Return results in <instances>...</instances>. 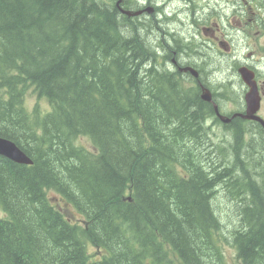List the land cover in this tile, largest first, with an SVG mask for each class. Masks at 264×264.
<instances>
[{"label": "trees", "instance_id": "trees-1", "mask_svg": "<svg viewBox=\"0 0 264 264\" xmlns=\"http://www.w3.org/2000/svg\"><path fill=\"white\" fill-rule=\"evenodd\" d=\"M109 1L0 0V136L33 160L0 155V264H264V131Z\"/></svg>", "mask_w": 264, "mask_h": 264}, {"label": "flooded vegetation", "instance_id": "flooded-vegetation-1", "mask_svg": "<svg viewBox=\"0 0 264 264\" xmlns=\"http://www.w3.org/2000/svg\"><path fill=\"white\" fill-rule=\"evenodd\" d=\"M109 2L123 14H127L126 11L140 12L131 17L138 21V24L144 22L146 27L144 33L150 43V50L156 49L157 52L156 60L159 59L158 62L166 69L180 71L181 74L183 72L193 74L188 68L193 67L197 70L198 76L193 74L199 78L195 85L202 88L210 84L208 87L213 96L211 103L214 109L215 105H218L220 112L229 113L238 109L240 113H247V94L250 86L234 67L235 63H238L239 73L242 67L251 69L255 75L260 98L256 114L264 119V0H110ZM199 12L207 15L199 18ZM184 17L188 18L187 22L183 21ZM128 24L133 28L138 26L131 22ZM161 24L164 25V29L159 34L157 29ZM237 51L239 54H235ZM232 58L233 62L236 61L234 64L231 62ZM211 63L212 69H205L204 65ZM218 74L236 76L235 82L238 86L236 94L228 91L238 97L234 102L231 100L222 102L221 93H225L222 89L227 86L223 82L216 83ZM211 78L215 83L213 87ZM224 114L231 117L233 115ZM236 117L225 123L233 122ZM239 117L264 131V125L260 120Z\"/></svg>", "mask_w": 264, "mask_h": 264}, {"label": "water", "instance_id": "water-1", "mask_svg": "<svg viewBox=\"0 0 264 264\" xmlns=\"http://www.w3.org/2000/svg\"><path fill=\"white\" fill-rule=\"evenodd\" d=\"M126 13L132 16L139 14L140 12L132 13L130 11H126ZM189 69L195 76H198L197 70H195L193 67ZM240 74L242 78L246 81V83L250 86V91L247 94V102H248L247 113L243 114L240 112H236L232 115V117L227 116L220 112V110L218 109V105H215V111L217 115L221 118V120L224 122H230L231 119L236 116H243L245 118H250V119L253 118L260 120L264 125V119L256 114L259 107L260 98L257 91V84L254 79L255 76L254 72L247 67H242L240 68ZM203 97L205 100L209 102L213 101V96L209 89L203 91ZM0 155L6 156L18 163H23V164L33 163L32 158L15 141L3 136H0Z\"/></svg>", "mask_w": 264, "mask_h": 264}, {"label": "rangeland", "instance_id": "rangeland-1", "mask_svg": "<svg viewBox=\"0 0 264 264\" xmlns=\"http://www.w3.org/2000/svg\"><path fill=\"white\" fill-rule=\"evenodd\" d=\"M206 15H207V13H204V14L202 13V14H200L199 18H203ZM179 20H181V18H179ZM183 21L187 22L188 18L184 17ZM212 22H213V20H212ZM235 54H239V51L235 52ZM231 62L234 64L236 61L233 62V58H232ZM204 67L207 70H211L212 67H213V64L211 63L209 65H204ZM238 74H240V73L238 72ZM235 80H236V76L233 75V74H230V75L218 74V75H216V83H218V82L222 83L223 82L226 86H231V87H233V89L235 91H237L238 90V86L236 85ZM27 98H28V101H29L31 107H33L36 104H39L40 108H42L43 110H46V109L50 108L49 103L45 99H43L41 97H38L32 91L28 92ZM215 133H216L217 137H222L224 135V125L220 124L219 126H216ZM83 140L84 139H82V141ZM208 147L209 148H213L214 146L212 145V147H210V146H208ZM50 194L52 195L51 198L53 199V201L56 200L55 202L57 203V205L59 207H61V209L64 211V213L66 215H68V217L70 219H72L73 221H78V220L81 219L80 214L78 213V211L75 209L74 206H72L71 204L65 202L63 199L58 198L57 196H55L54 192L50 191ZM56 197H57V199H54ZM6 216H8V214L0 206V217L4 218ZM94 250H97L96 247L90 245V251L93 252ZM226 256H227L228 262L230 264H242L237 259L236 252H235L234 248H227L226 247Z\"/></svg>", "mask_w": 264, "mask_h": 264}, {"label": "bare ground", "instance_id": "bare-ground-1", "mask_svg": "<svg viewBox=\"0 0 264 264\" xmlns=\"http://www.w3.org/2000/svg\"><path fill=\"white\" fill-rule=\"evenodd\" d=\"M188 69H189V68H188ZM209 75L211 76L212 74H209ZM211 80H212V78H211ZM214 84H215V83H214L213 80H212V87H213ZM212 87H211V88H212ZM206 89H209V87L204 88L203 91L206 90ZM209 90H210V89H209ZM203 91H202V93H201L202 97H203ZM203 98H204V97H203ZM206 101H207V100H206Z\"/></svg>", "mask_w": 264, "mask_h": 264}]
</instances>
